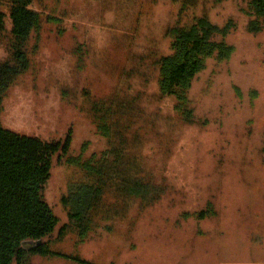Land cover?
<instances>
[{
	"label": "rangeland",
	"instance_id": "obj_1",
	"mask_svg": "<svg viewBox=\"0 0 264 264\" xmlns=\"http://www.w3.org/2000/svg\"><path fill=\"white\" fill-rule=\"evenodd\" d=\"M38 7L61 18L28 41L29 65L4 91L1 121L47 141L71 134L68 153L53 162L46 201L64 217L66 162L104 149L97 128L107 121L92 104L118 90L138 96L134 123L146 125L138 149L166 191L148 206L120 198L115 217L84 239L68 231L55 253L33 254L29 264H264V23L247 29L249 0H39ZM203 16L228 31L204 43L183 102L160 95L151 61L171 53L169 29ZM6 55L0 46V61Z\"/></svg>",
	"mask_w": 264,
	"mask_h": 264
},
{
	"label": "trees",
	"instance_id": "obj_2",
	"mask_svg": "<svg viewBox=\"0 0 264 264\" xmlns=\"http://www.w3.org/2000/svg\"><path fill=\"white\" fill-rule=\"evenodd\" d=\"M38 1L0 0V7L7 8H0V46L7 54L0 61V264H29L33 254H53V245L70 230L84 239L102 222L116 216L122 197L148 206L166 191L163 183L155 180L138 149L142 146V142L137 143L139 129L146 126L134 123L142 112L138 96L118 90L92 104L96 113L101 114L100 120L107 121L97 128L106 138L104 149L98 156L69 158L66 162L72 172L61 198L64 217L58 216L46 201L44 190L53 162L63 160L68 153L71 134L68 132L63 140L47 141L14 132L1 121L4 91L29 65L28 41L45 22L61 18L46 15L39 9ZM182 2L193 5L195 0ZM248 13L252 17L247 29L258 32L264 23V0H249ZM220 31H228V27L214 24L207 16L190 27L169 29L171 53L151 61L159 74L160 95H177L181 102L188 97L202 47L214 32ZM128 72L139 73L136 68Z\"/></svg>",
	"mask_w": 264,
	"mask_h": 264
}]
</instances>
